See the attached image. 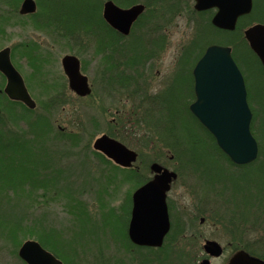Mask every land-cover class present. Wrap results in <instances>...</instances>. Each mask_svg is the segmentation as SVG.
Returning <instances> with one entry per match:
<instances>
[{"label": "rangeland", "instance_id": "rangeland-1", "mask_svg": "<svg viewBox=\"0 0 264 264\" xmlns=\"http://www.w3.org/2000/svg\"><path fill=\"white\" fill-rule=\"evenodd\" d=\"M38 1L33 0L36 6ZM95 1L102 8L106 1L122 9L149 5L150 13L145 7L142 14L151 21L141 22L117 43L86 33L73 42L41 22L38 6L36 20L18 13L23 0H0V50L11 49V61L36 106L30 110L4 97L5 81L0 76V264H24L18 251L29 239L61 264L128 263L116 216L127 209L131 193L152 178L153 163L177 175L167 200L178 236L173 243L147 251L144 264H196L207 242L217 243L226 254L243 247L264 252V207L250 200L235 208L234 198L225 190L231 182L221 180L220 174L217 181L214 172L202 177L186 169L172 151L190 135L202 140V148L211 147L185 109L192 100L191 66L204 45L191 56L184 55L197 35L199 40L213 36L206 24L210 17L194 14L188 0H133L130 6ZM254 1L264 13V0ZM66 56L79 61L88 96L78 97L69 90L61 67ZM170 94L178 98L174 115L182 116L177 129L165 107ZM29 128L41 136L33 147L41 152L35 169L48 180L51 164L60 178L56 188L35 185L34 178L15 183L16 146L4 133L29 141ZM102 136L137 154L132 169L123 170L97 154L92 144ZM220 166L234 181L239 172L224 159H218L215 169Z\"/></svg>", "mask_w": 264, "mask_h": 264}, {"label": "water", "instance_id": "water-1", "mask_svg": "<svg viewBox=\"0 0 264 264\" xmlns=\"http://www.w3.org/2000/svg\"><path fill=\"white\" fill-rule=\"evenodd\" d=\"M195 10L203 12L216 9L211 19L213 27L233 32L239 18L252 11V0H192ZM142 5L121 9L108 1L102 8V19L114 30L127 36L136 19L143 13ZM36 12L33 0H23L19 14L32 15ZM244 39L250 50L264 68V25L255 24L244 31ZM231 48L209 46L193 69L195 101L189 106L191 114L200 125L210 133L217 147L230 161L238 166L247 165L256 160L257 142L250 132L252 113L247 103V93L241 72L230 55ZM63 73L68 78L69 88L79 97L88 96L90 89L85 77L79 72V61L73 56H66L61 61ZM0 71L6 76V96L20 102L29 109L35 103L30 98L21 76L9 61V51H0ZM93 145L95 151L123 168H130L136 162L137 155L121 143L102 136ZM154 174L151 181L145 183L133 194L132 219L128 237L131 242L141 247L159 248L169 231L166 194L171 182L176 180L174 172L157 163L150 165ZM214 251L219 255L221 248L217 243L207 242L204 250ZM209 251V252H211ZM19 258L26 264H61L51 254L36 243L28 241L19 250ZM201 264H208L203 261ZM228 264H264L263 261L250 257L243 251L236 252Z\"/></svg>", "mask_w": 264, "mask_h": 264}, {"label": "trees", "instance_id": "trees-1", "mask_svg": "<svg viewBox=\"0 0 264 264\" xmlns=\"http://www.w3.org/2000/svg\"><path fill=\"white\" fill-rule=\"evenodd\" d=\"M112 1H114L118 5L120 4L121 6H130L133 4V0ZM37 6L38 11L42 15L41 22H43L44 25H49L57 29L64 37L72 39L73 42H76L75 40L80 37L81 33H86L88 37L94 39H111L116 43L121 38V36L114 32L113 29H111L102 19V7L100 3L95 0H39L37 2ZM145 7H147L146 12H149L148 8L150 9V6L147 5ZM259 9H257V5L254 1L251 13L248 16L240 18L237 22L235 31L231 33L219 31L213 28L210 24V20L208 19L209 22L206 24L208 29L212 31L213 34L211 35L213 36L209 39L204 37L203 40H199L201 36L197 35V38L192 41L191 45H189L190 47L189 49H187V52L185 51L184 53V55L186 56H191L193 50H200L202 45H204L205 48L203 46V50H200L201 54L199 53V55L197 56L195 61L196 63L204 53L205 49L210 45L230 47L232 49V53L230 55L232 56L235 65H237V67L239 68V71L241 72V75L243 76L245 82L244 85L247 92V103L252 113V120L249 127L251 134L257 141L258 145V156L256 157L257 159L252 164H249L247 166L233 165L217 147L213 137H211V135L205 129H203L202 125H200L198 120L195 119V117L189 111L187 112V118L189 119L190 123L194 125V127L202 132V134H205L207 140L210 141L211 149L209 147L202 148V140L199 139L197 135H190L189 131L186 129L185 130L188 132L186 134L191 136L188 142L185 143L187 145H175V147L172 148V151H174L176 156L179 157V161L184 165L186 169L190 168L192 172L199 173L202 177H209L214 172L213 175L215 176V178H217V176H219L220 174L221 180L225 179L226 181L231 182V184L229 183L227 189L225 190L228 191V196L232 195V197L234 198L233 203L236 205L235 208L238 209L241 208L242 205H248L250 200L253 202H257V204L260 205L259 207H264V68L262 67L255 54L250 50L247 42L244 40V36L242 33L246 28L250 27L253 24L264 25V13H261L262 11H258ZM37 15L40 16V14ZM143 15L144 14H142L134 24V29H136L139 25L142 26L141 22L143 21H151V17L146 18ZM30 18L37 20L38 17H35L34 14L31 15ZM216 35H218V37ZM190 80L193 84L192 76L190 77ZM190 92L192 102L194 100L193 88ZM171 113L172 116L168 117L169 122L177 129L180 122V117L182 116H175L174 111ZM36 125L44 126L42 122H37ZM29 129L31 131V139H29V141H26L23 135L14 136V133H4L5 138L11 139L13 145L16 146V148H14L15 183L16 181H20L22 182V184H24L27 181H30L29 178H34L35 185L40 184V186L44 188H49V186L50 188H56L60 178H58L57 170L53 168L51 164L49 167V174L51 175L48 177V180H44L43 178L45 177L43 176V174H38L37 169H35V163H37V160L40 159L37 157H41V152L35 150V148L33 147L35 146V144L37 145V143L35 142L41 139V136H38L36 132L32 130V128ZM176 129L174 130L176 131ZM45 132V137H47V140H49L47 126H45ZM22 140L23 142L20 143V141ZM97 154L100 155V153ZM49 158H52L51 162L54 163L52 151L49 155ZM218 159H224V161H226V163L229 164L230 167L239 172L237 177L233 179L234 181L230 180L232 179V176H224L223 170H221L222 165L220 166V168L215 169L218 163ZM5 163H11V161L9 160ZM6 166L7 165H4V168ZM7 167L5 169H2V171L5 173L9 171L7 170ZM240 171H242V173ZM18 175H24L25 177L17 178ZM217 181H219L218 178ZM144 183H142V185ZM239 196H241V201L238 204L235 203V200ZM173 228L175 235V233L177 232L176 229L178 228L176 227L175 229V226H173ZM240 250H244V252H247L249 255L257 257L259 258V260L261 259L262 261H264V252H253L250 249L248 250L246 247H243Z\"/></svg>", "mask_w": 264, "mask_h": 264}, {"label": "flooded vegetation", "instance_id": "flooded-vegetation-1", "mask_svg": "<svg viewBox=\"0 0 264 264\" xmlns=\"http://www.w3.org/2000/svg\"><path fill=\"white\" fill-rule=\"evenodd\" d=\"M191 4H192V9L194 10V2L191 1V0H188ZM214 13H216V10L215 9H211V10H207V11H204V12H197L194 10V14H196L197 16H209L210 18H212L214 16ZM115 32V31H114ZM4 49H8L9 51V61H10V64L12 65V67L14 68V70L17 71V69L15 68V65L13 64V62L11 61V49L6 47ZM2 49V50H4ZM0 50V51H2ZM18 72V71H17ZM19 73V72H18ZM20 74V73H19ZM0 76L3 78V80L5 81V86L7 84V79H6V76L0 71ZM21 76V75H19ZM22 77V76H21ZM23 79V78H22ZM68 83V82H67ZM66 83V84H67ZM4 87V86H3ZM5 87L3 89V93H4V97H6L8 99V97L6 96L5 92ZM72 92V91H71ZM73 93V92H72ZM74 94V93H73ZM76 95V94H75ZM164 97H161V100L163 99ZM177 96L175 94H170V96H167L164 101H165V107L168 108V110H170V112H173L174 110H176V108H178V103H177ZM9 100V99H8ZM189 105L190 104H187V108L186 109V112L189 111ZM113 163V162H112ZM133 167V166H132ZM132 167L130 168H127V169H132ZM174 182V181H173ZM172 183V182H171ZM137 190V189H136ZM134 190L130 197L127 199V209L124 211L122 210V214H120L119 216H116V219L118 218L120 224H122V227H121V232H122V238H123V241L126 243L125 247L127 249L126 253H127V256L129 258V262L128 263H125V264H144L145 263V260L147 259V254L149 255L150 252H147V251H150L152 249H155V248H148V247H141V246H138V245H135L131 242V240L129 239V235H128V231H129V225H130V222H131V219H132V210H133V194L135 193ZM166 204H167V211H168V217H169V232L168 234H166L164 240H163V243L164 245L166 243H173V241H175V239L177 238L176 236V233L174 235V231H173V222H172V214H171V210L169 208V204H168V200H167V196H166ZM115 219V220H116ZM241 225V224H240ZM27 241H32L34 242V240L32 239H29ZM26 242V241H25ZM163 245V244H162ZM40 246V245H39ZM44 252H47V253H50L49 251H47L44 247L40 246ZM221 248V252L219 253V255H216L215 254H212L214 253V251H211L209 249V251H205L204 250V247H203V252H202V256L201 258L196 262V264H201L203 261H208V264H228L230 258L235 254L236 251H233V252H230V254H226L225 252V249L220 247ZM152 253V252H151ZM154 253V252H153ZM51 254V253H50ZM148 262V260L146 261ZM23 263V262H22ZM25 264V263H24Z\"/></svg>", "mask_w": 264, "mask_h": 264}]
</instances>
